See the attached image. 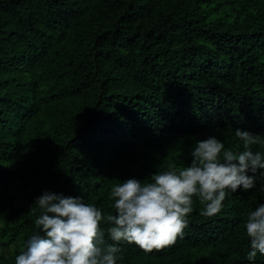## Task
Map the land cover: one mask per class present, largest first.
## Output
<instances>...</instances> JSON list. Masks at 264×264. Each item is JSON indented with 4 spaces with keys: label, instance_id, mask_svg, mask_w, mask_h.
Instances as JSON below:
<instances>
[{
    "label": "trees",
    "instance_id": "1",
    "mask_svg": "<svg viewBox=\"0 0 264 264\" xmlns=\"http://www.w3.org/2000/svg\"><path fill=\"white\" fill-rule=\"evenodd\" d=\"M235 127L264 133V0H0V264L44 190L107 212L114 183L186 166L197 139L241 150ZM261 202L238 191L209 218L194 201L182 238L123 243L122 264H249Z\"/></svg>",
    "mask_w": 264,
    "mask_h": 264
},
{
    "label": "clouds",
    "instance_id": "2",
    "mask_svg": "<svg viewBox=\"0 0 264 264\" xmlns=\"http://www.w3.org/2000/svg\"><path fill=\"white\" fill-rule=\"evenodd\" d=\"M234 135L241 150L208 135L195 140L186 166L114 183L107 212L84 196L44 190L30 209L34 228L14 264H122L123 243L149 253L174 245L184 236L194 201L202 205L200 214L211 218L233 193L264 192V133L235 127ZM244 229L245 258L255 264L264 257V202L248 211Z\"/></svg>",
    "mask_w": 264,
    "mask_h": 264
}]
</instances>
